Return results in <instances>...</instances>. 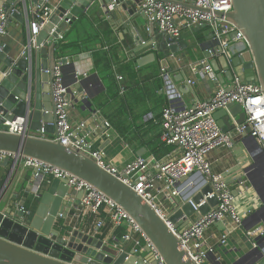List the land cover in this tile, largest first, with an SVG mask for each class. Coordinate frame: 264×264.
<instances>
[{
  "label": "water",
  "instance_id": "1",
  "mask_svg": "<svg viewBox=\"0 0 264 264\" xmlns=\"http://www.w3.org/2000/svg\"><path fill=\"white\" fill-rule=\"evenodd\" d=\"M143 1L60 0L57 5H51L43 0H8L4 4L3 10L7 14L8 22L10 18H15L20 23H25L31 5L36 7L35 19L39 17L40 22H44L41 17L46 13L45 9L52 11L34 41H29L24 54L8 57L10 54L8 47H4L0 53V60L7 66V72L0 75V153L14 155L16 164L23 159L37 160L86 182L127 213L149 239L164 264H196L182 248L181 241L168 223L179 229L196 223L212 208H217L216 198L208 200V203L201 206L198 211L194 210L187 199L181 201L172 198L174 208L163 218L158 208L143 200L133 188L93 160L87 153L91 148L87 147L84 152L72 144L64 146L53 140L57 135L52 89L54 72L56 67L63 69L70 63L66 57H60L58 53V45L64 31L95 3L101 5L109 20L118 21L121 15L122 21L128 27L131 19L139 15L144 16L140 8ZM160 1L208 12L197 8L195 3L190 1ZM232 5L233 9L227 18L236 32L231 38L240 33L244 38L245 50L233 57L230 62L220 57L222 71L218 68L217 60L210 62L216 72L215 82L226 89H231L230 84L238 78L242 84L259 85L264 94V0H232ZM215 15L221 16L220 13ZM203 28L205 27L195 31ZM150 32L154 34L153 27L150 28ZM161 36L163 38L161 51L166 49L176 55L180 49L187 47L182 36L170 37L165 33H161ZM141 40L140 36L133 56H140L152 48H157L153 42ZM154 61L155 55L149 54L137 62L142 66ZM84 84L83 80L76 78L75 84L68 90L67 97L70 101L72 99L76 102L82 95H86ZM85 100L83 99L84 103L87 102ZM228 115L237 118L238 125L243 124L246 119L240 104H229L226 109L215 114L224 132L228 131L229 124L224 119ZM18 118L24 119L21 134L12 133L7 125ZM249 132L250 129L243 134L241 142L252 161L245 176L263 206L246 219L243 218L242 230L247 236L245 241L247 244L246 248L238 252L232 264H264V235L257 236L254 240L248 237V232L254 228L264 227V153L256 140L249 136ZM9 160L7 158L1 165L7 166ZM12 174L11 168L6 181ZM238 191L235 192L236 197ZM211 192V186L207 185L201 193L193 196L192 201L198 204L203 195ZM69 193L67 180L47 178L39 185L37 195L39 202L35 212L27 213L25 208L16 211L14 205L0 208V264H159L150 248H146L145 251L137 249L124 251L73 227L66 231L55 230L54 226L59 222L58 217L66 218L69 212L65 210V203L70 201ZM83 194L77 193L73 203L76 207L80 205Z\"/></svg>",
  "mask_w": 264,
  "mask_h": 264
},
{
  "label": "built area",
  "instance_id": "2",
  "mask_svg": "<svg viewBox=\"0 0 264 264\" xmlns=\"http://www.w3.org/2000/svg\"><path fill=\"white\" fill-rule=\"evenodd\" d=\"M43 1L49 3V0ZM185 1L194 2L197 8L208 10V12L193 10L160 0H144L140 8L148 21V31L153 27L159 33H165L170 37H179L185 30L194 31L200 27L208 28L215 42L214 49L209 50L210 56L208 58L191 64L190 67L193 74L199 78L205 79L207 75H211L212 80L217 81L210 60L224 57L230 62L233 57L245 50L244 38L240 33L235 38H231V35L236 32L235 27L227 18V15L233 9L232 0ZM112 9L113 7H111ZM45 10L46 13L41 17L44 22H40L38 17L29 24V41H34L52 11L48 8ZM215 13H220L221 16L217 17ZM7 29V14L3 9H0V53L5 47L3 38L7 35ZM170 56L176 58L174 54H170ZM160 77L164 83L163 89L171 103L163 110L161 140L169 146L177 147L181 150V155L166 161L157 160L153 156L138 157L127 163L123 168L118 169L107 163L105 154L102 151L91 149L87 153L102 168L133 188L143 200L154 208H158V212L163 218L166 217V214H163L160 210L156 196L153 195L154 190L171 194L176 198H180L181 201L187 199L195 211L206 205L208 200L216 198L218 200L217 208H212L196 223H192L183 229L168 224L181 241L182 248L189 253L190 258L196 264H223L222 255H218L217 250L207 244L206 232L211 226L223 222L227 218L235 224L236 229L242 230L243 217L235 206L236 191L232 189L223 173L213 171L208 157L216 149H232L237 138L240 137V142L243 141V134L248 129H250L249 136L256 140L264 153V94L259 85H245L238 78H235L230 84L231 89H226L220 85L209 100H200L190 107L177 108L174 102L181 99L179 91L173 85L165 69H162ZM117 79L122 80V77L118 76ZM188 84L195 85V81L189 80ZM69 88L71 87L67 86L64 81L62 68L56 67L52 89L57 135L53 137V140L64 146L72 144L75 148L86 152V148H90V146L83 138L76 137V130L69 121L71 106V101L67 97ZM229 104H240L246 114V119L240 125L234 121L228 126V131L224 132L219 126L215 114L226 109ZM23 123L24 119L18 118L13 123H7V125L12 133L21 134ZM104 126L107 129L110 128L108 122H105ZM7 158L14 160L15 156L0 153V163ZM21 161L25 167L35 170L34 177L37 179L56 178L67 180L70 190L76 193H84L79 208L81 216L89 214L99 217L101 213H105L108 222L114 229L126 227L127 231L122 237L123 241H135L140 250L150 248L159 260V264H164V261L141 229L111 199L86 182L55 167L33 159H23ZM159 183L162 184L161 190L158 187ZM207 185L211 186L212 192L203 195L200 202L195 204L192 201L193 196L201 193ZM244 188H247L246 183L241 182L238 188L239 191H237L240 193L244 191ZM26 212L30 213L28 210ZM104 225L105 222L99 220L97 229H101ZM254 230L248 232L250 239H252L251 236L264 235V228L256 235H254L256 232ZM227 237V235L221 237V245L226 246L228 244ZM210 260H212V263L209 262Z\"/></svg>",
  "mask_w": 264,
  "mask_h": 264
},
{
  "label": "crops",
  "instance_id": "3",
  "mask_svg": "<svg viewBox=\"0 0 264 264\" xmlns=\"http://www.w3.org/2000/svg\"><path fill=\"white\" fill-rule=\"evenodd\" d=\"M6 2L8 0H0V9H3ZM59 2L60 0H49L51 5H57ZM35 8L33 5L30 6V12L25 17V23L10 18L7 35L3 38V44L10 49L8 57L24 54L28 47L29 24L35 21L37 14ZM90 9L94 10V16L89 17L90 19L102 20L114 32V39L110 41V48L107 50L105 47V51L110 54L118 47L127 60L135 61L138 69H144L138 86H147L149 91L139 93L138 90H133L123 102L122 91L116 97L110 95L108 79L104 80L98 73L88 51L81 55L74 54L66 57L70 62L62 69L66 85L73 86L76 78L85 83L86 95H82L76 102L71 99L69 109V121L76 130V137L83 138L92 150L102 151L107 163L118 169L123 168L138 157L153 156L160 161L179 157L181 150L175 146L165 145L161 140L163 109L171 103L163 89L164 83L160 87L159 82L151 77L152 71L150 69L155 63H158L159 74L161 75L162 69H165L169 74L173 85L181 95V99L174 102L177 108L190 107L197 101L209 100L221 84L213 81L211 75H207L205 79L199 78L193 74L190 67L191 64L208 58L210 56L209 50L214 49L215 42L209 30L183 31L181 36L187 47L180 49L175 55V59L170 56L169 51H167L168 56L161 58L159 53L161 51L160 46H163V38L156 28H154V34L148 31L149 26L145 15L131 19L130 25L126 27L121 15H119L118 21L109 20L99 3L93 4ZM138 31L141 35L138 34ZM66 32L67 30L64 31L63 38ZM140 36L144 42L156 44L157 48H152L140 56H133V50L137 48L136 43ZM91 45L93 44H87V46ZM164 47L167 48V45ZM149 54L155 55V61L140 66L137 62L138 59ZM219 59H211L210 61L217 60L218 68L222 71V64ZM5 72H7V66L4 61L0 60V75ZM189 80L195 81V85H189ZM83 99H86L87 102L84 103ZM224 119L230 125L237 118L228 115ZM105 122L110 124L109 129L105 128ZM248 157L241 142L236 141L232 149H216L209 155L208 159L212 164L213 171L223 173L232 189L237 191L239 184L246 180L244 173ZM11 168L13 170L12 177L6 181ZM34 174L35 170L25 167L22 161L16 164L13 159H10L7 166L0 163V208L14 205L16 211H20L22 208L31 211V207L38 200L39 185L47 179H37ZM161 186L162 184L159 183L160 190ZM246 193L247 190L244 188V191H241L236 198L235 206L238 211L243 207L240 205H245L248 202ZM76 195V192L70 190V201L65 203V210H69V212H67L66 218L58 217V221H62L63 225L58 227L55 224V230L66 231L69 227H73L112 247L124 251L136 248L139 251H145L140 250L135 241L117 240L114 228L102 236V231L97 229V223L99 220H103L106 225L107 219L101 215L99 217L89 214L81 216L79 212L81 203L77 207L73 204ZM153 195L156 196V201L163 214L169 215L174 208L171 199L176 197L156 190L153 191ZM177 199L180 200V198ZM254 229L256 231L254 235L261 232V229ZM226 235L228 236V244L224 246L220 244V240L222 236ZM246 237L245 232L236 229L235 224L229 218L211 226L205 235L207 244L215 248L218 255H222L223 264H232L237 258L238 252L246 248ZM256 237L251 236L253 240Z\"/></svg>",
  "mask_w": 264,
  "mask_h": 264
},
{
  "label": "trees",
  "instance_id": "4",
  "mask_svg": "<svg viewBox=\"0 0 264 264\" xmlns=\"http://www.w3.org/2000/svg\"><path fill=\"white\" fill-rule=\"evenodd\" d=\"M92 16H94V10L90 9L88 12L80 14L78 20L69 26L66 35L58 45V53L60 57H68L74 54L81 55L88 51L91 54L98 73L101 74L104 80L108 79L110 95L116 97L117 95H120L123 90V102L133 90H138L139 93H147L149 91L147 86H138V81L140 77H142L144 69H138L135 61L127 60L123 55L122 50L118 47H116L110 54L105 51V47H107V50L110 48V41L114 39V32L102 20L89 18H92ZM207 29L208 28L206 27L203 28V30ZM87 44L93 45L87 46ZM159 54V57L161 58L168 56L166 49L160 51ZM150 71H152L151 77L156 79L159 82L160 87H162L163 80L159 74L158 63H155ZM118 76H121L122 80H118ZM240 140L241 138L239 137L235 141L238 142ZM164 144L167 145L166 143ZM38 202L39 201L37 200L29 212H35ZM101 216L104 219H107L105 213H101ZM62 225V221L57 224L58 227H62ZM112 228L113 226L107 219L106 225L100 229L102 231V236ZM114 231L115 237L119 240L126 234L127 229L126 227H119L115 228Z\"/></svg>",
  "mask_w": 264,
  "mask_h": 264
},
{
  "label": "rangeland",
  "instance_id": "5",
  "mask_svg": "<svg viewBox=\"0 0 264 264\" xmlns=\"http://www.w3.org/2000/svg\"><path fill=\"white\" fill-rule=\"evenodd\" d=\"M246 168H245V173L244 176L246 175V170L251 166L252 161L250 159V157L247 158L246 160ZM246 178V177H245ZM246 183V189H247V193H246V197L248 198V202L240 206H243L239 209V213L241 214V216L246 219L248 216L252 215L253 213H255L257 210H259L260 208H262L263 203L259 200L257 194L255 193L252 185L249 183L248 179L246 178V180L244 181ZM258 229H262L264 228L263 226H258Z\"/></svg>",
  "mask_w": 264,
  "mask_h": 264
}]
</instances>
